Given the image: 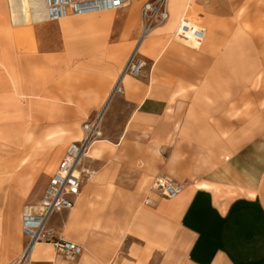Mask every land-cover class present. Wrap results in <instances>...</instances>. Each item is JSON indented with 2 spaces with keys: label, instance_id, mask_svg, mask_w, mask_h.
Listing matches in <instances>:
<instances>
[{
  "label": "crops",
  "instance_id": "crops-1",
  "mask_svg": "<svg viewBox=\"0 0 264 264\" xmlns=\"http://www.w3.org/2000/svg\"><path fill=\"white\" fill-rule=\"evenodd\" d=\"M125 7L49 22L0 0V264L27 243L24 162L42 168L41 130L99 112L120 130L81 160L74 206L47 222L82 252L36 243L28 264H264V0H165L143 38ZM181 19L200 42L175 38ZM133 52L144 68L125 77ZM159 180L183 190L163 198Z\"/></svg>",
  "mask_w": 264,
  "mask_h": 264
},
{
  "label": "built area",
  "instance_id": "built-area-1",
  "mask_svg": "<svg viewBox=\"0 0 264 264\" xmlns=\"http://www.w3.org/2000/svg\"><path fill=\"white\" fill-rule=\"evenodd\" d=\"M43 5L44 15L49 22H58L69 16L116 11L134 0H38ZM142 19L148 22V30L152 25L166 21L165 0H147L141 8ZM181 19L176 31L177 38L200 42L203 33ZM143 63L135 59V53L129 57L123 73L131 77L140 74ZM98 116L86 122L82 129V139L65 147L54 171L49 176L43 193L35 206H27L21 215V232L27 240L24 251L19 259L11 264H28L29 251L36 243L51 245L56 251L69 258H75L82 252L75 243L57 237L47 227L51 214L70 210L80 193L82 184L81 159L99 140L101 132L98 129ZM152 190L159 196L172 199L178 196L183 188L181 185L168 180H159L152 184ZM148 203L146 199L144 201Z\"/></svg>",
  "mask_w": 264,
  "mask_h": 264
},
{
  "label": "rangeland",
  "instance_id": "rangeland-1",
  "mask_svg": "<svg viewBox=\"0 0 264 264\" xmlns=\"http://www.w3.org/2000/svg\"><path fill=\"white\" fill-rule=\"evenodd\" d=\"M146 1L147 0H134L125 7V8H129L131 13L134 15L132 27L130 28V30L132 32L136 31L137 35H139L138 26L140 22L142 23V20L144 23L143 28L145 29L148 27V22L142 19V13H141L142 5ZM176 39L180 40L178 38ZM135 59L139 60L137 57H135ZM143 68H144V63L141 68V71L143 70ZM97 116L99 118L98 119V129L101 132V136L99 137V140L109 138V137H115L117 132L120 130L121 122L118 119L113 118V117H110L109 119L105 120V118H103V114L100 112L91 114L87 116L86 118H83L75 123L72 122L70 126H63L61 123H55V124L48 125L45 128L46 130L45 132H42L43 130H41L37 146H38V151L45 156V161H43L44 163L42 165V168H40L38 171H36V168L39 167V163L41 161L27 160L24 162L27 167H30V168L32 167L30 169V172L32 174L24 178V182L22 186V192H23L22 210L27 206H35L37 204L43 192V189L48 181V178L50 174L52 173L53 169L56 167L59 159L61 158L65 147L70 143L80 141L83 135L82 134L83 125L86 122L95 119ZM58 147H63L62 152L57 157L52 169L46 170L45 165L48 166L50 157L57 150ZM95 149H96V145L94 144L89 150V155L91 157L95 155L94 154ZM55 215L57 217L55 216L54 224L60 225L63 217L58 214H55ZM52 220L54 219L51 218V221Z\"/></svg>",
  "mask_w": 264,
  "mask_h": 264
},
{
  "label": "bare ground",
  "instance_id": "bare-ground-1",
  "mask_svg": "<svg viewBox=\"0 0 264 264\" xmlns=\"http://www.w3.org/2000/svg\"><path fill=\"white\" fill-rule=\"evenodd\" d=\"M13 2H14V4H15V6H17V7H21L22 8V10L25 12V13H30V12H33V13H35L36 15H41L42 14V12H43V5H42V3L40 2V1H38V0H12ZM129 4V3H128ZM127 4V5H128ZM126 5V6H127ZM185 20V19H184ZM188 23V22H187ZM190 25H192L191 23H190ZM193 26V25H192ZM194 27V26H193ZM176 31H177V29H176ZM146 33H147V30H144L143 31V33H142V35H141V38H143L145 35H146ZM175 38H177V36H176V32H175ZM178 39H180L181 41H184V42H187V41H193V40H185V39H181V38H179L178 37ZM138 49V46H136V48H135V51ZM133 53H136V52H133ZM124 74V76L126 77L128 74H126V73H123ZM118 90V89H117ZM99 116V115H98ZM105 142V140L104 139H100V140H97V141H95L94 143H93V145L94 144H96L97 142L99 143V142ZM90 150V149H89ZM90 157V155H89V151L82 157V159L81 160H83V159H87V158H89Z\"/></svg>",
  "mask_w": 264,
  "mask_h": 264
}]
</instances>
